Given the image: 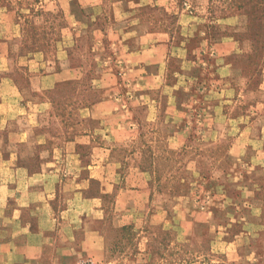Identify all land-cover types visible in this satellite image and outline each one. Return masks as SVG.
I'll use <instances>...</instances> for the list:
<instances>
[{
	"label": "crops",
	"instance_id": "1",
	"mask_svg": "<svg viewBox=\"0 0 264 264\" xmlns=\"http://www.w3.org/2000/svg\"><path fill=\"white\" fill-rule=\"evenodd\" d=\"M23 1L15 0L13 5L16 7H10L8 0H0V24L8 26L0 36L5 34L10 41L20 34V29L17 33L15 29L20 27L21 14L27 9L20 7ZM174 1H40L45 13L62 12L67 24L66 38H93L98 69H121L123 83L133 87L134 93L127 99L110 89L101 101L83 112L85 115L81 117L84 119L100 121L95 132L83 127L69 139L66 131L55 127L52 137H46L42 132L53 115L52 103L44 94L49 83L54 87L58 83L80 80V70L88 68L85 62L74 67L73 55H70L76 52L74 49L65 46L63 53L66 55L59 70L54 64L52 71L34 74L26 84L18 76L15 60L0 57V254L5 264H44L50 260L66 264L89 259L86 253L100 247L103 240L98 231L90 228V221L99 217L96 215H100L105 206L101 194L92 190V183H100L102 191L114 199L118 216L116 226L128 225L133 216L148 209L152 200L148 174L134 165L122 178L121 162L115 156V147L122 141L123 124L120 121L125 116L120 101L128 100L135 107L145 102L147 118L152 121L149 114L157 113L164 97L168 99L169 108L164 114L174 122L168 130L167 143L170 149L180 150L193 133V128L184 123L186 117H191L190 111L185 109L187 98L164 92L158 96L156 92L169 89L171 85L172 89L184 93L189 90L185 86L187 82L193 80L196 83L199 76H204L200 81V96L192 97L207 104L213 102L215 93L219 97L216 99L221 100L232 82L246 86V81L241 79L242 72L223 62L215 63L221 80L212 78L214 64L210 60L233 56L239 47L234 40L224 37L214 40L210 36L200 16L204 15L205 9L199 15L190 10V6L175 12L179 16L180 29H176V37L172 36L168 27ZM172 56L177 59L179 68L174 73L178 81L170 83V76L174 74L168 71L167 65ZM197 68L201 75H192ZM235 72L239 73L237 78ZM262 77L260 89L264 91V71ZM97 82H102L105 87L113 81L109 77H98ZM217 84L223 86L218 89ZM138 90L145 92L138 94ZM212 106L210 104L199 114L208 122L202 129L209 137H215L219 129L216 123L223 118L216 105ZM135 109L126 111L134 124H130L129 129L124 128L126 134L134 133L132 141H137L142 134L136 124ZM159 113L163 114L160 108ZM150 128L145 132L156 134L157 131L151 129V132ZM241 130L239 128L238 132ZM248 130L252 132L250 127ZM229 131L237 132L232 122ZM260 133L264 134V126ZM253 139L249 137L248 141L242 142L239 138L231 147L230 155L242 160L245 149L257 143ZM82 147L91 148L92 154L81 156L79 150ZM251 160L252 163L257 161ZM253 208L260 209L258 206ZM160 209L163 212V205ZM81 233L83 238L76 243L75 238Z\"/></svg>",
	"mask_w": 264,
	"mask_h": 264
},
{
	"label": "rangeland",
	"instance_id": "2",
	"mask_svg": "<svg viewBox=\"0 0 264 264\" xmlns=\"http://www.w3.org/2000/svg\"><path fill=\"white\" fill-rule=\"evenodd\" d=\"M8 1L10 7H16L15 0ZM40 1L22 2L20 7L27 9L21 14L20 27L15 29L16 33L20 29V34L11 41L5 34L0 36V57L15 60L18 76L26 84L32 75L52 71L54 64L59 70L66 55L65 46L74 49L76 52L70 54L74 67L85 62L88 68L80 70V80L58 83L54 87L49 83L44 94L52 103L53 119L51 116L42 132L52 137L55 127L66 131L67 139L73 138L83 127L95 132L100 121L84 119L83 112L101 101L106 91L112 89L119 97L127 99L134 93L133 87L123 83L121 69H98L93 38H66L67 24L62 12L45 13ZM174 3L168 27L172 36L176 37L175 31L180 29L175 12L190 6V10L199 15L205 9L200 16L210 36L214 40L223 37L234 40L239 47L233 56L210 60L214 64L212 78L221 80L215 63L223 62L242 72L241 79L246 81V86L232 82L221 100L216 99L219 97L215 93L213 102L207 101V104L192 97L200 96L198 91L204 76H199L196 83L187 82L185 86L189 90L184 93L172 89L171 85L169 89L156 92L158 96L164 92L187 98L185 109L190 111L191 117H186L184 123L193 128V133L180 150L170 149L167 143L168 130L174 122L164 114L169 108L168 99L164 97L157 113L149 114L152 121L147 118L145 102L135 107L128 100L120 101L125 111L120 121L122 141L115 147V156L121 162L120 173L125 177L134 165L144 170L149 177L152 200L148 209L133 216L128 225L116 226L114 199L102 191L100 183H92V190L101 194L105 206L100 215L95 214L99 217L90 221V228L98 231L103 240L100 247L86 253L89 259L66 264H264V134L260 133L264 126V91L260 89L264 71V0H175ZM7 27L5 23L0 24V32ZM178 68V61L172 56L167 69L174 74ZM198 71L194 69L192 75H201ZM238 75L235 74L236 78ZM98 77H109L113 82L104 87L102 82H97ZM176 81V74L170 76V83ZM217 86L219 89L223 84ZM140 91L145 92L138 90L137 93ZM210 104L216 105L223 114L216 123L219 129L215 137L203 132L208 122L199 116ZM129 108H136V124L142 130L137 141H132L134 133L126 134L124 130L134 124L126 113ZM159 108L163 114L159 113ZM231 122L236 133L229 131ZM148 128L156 130V134L145 132ZM249 137L257 143L245 149L242 160L234 159L230 155L233 144L239 138L242 142L248 141ZM79 154L87 157L92 150L82 147ZM251 159L257 161L252 163ZM182 196L185 198L180 201ZM256 206L260 209L253 208ZM82 238L81 233L75 242ZM0 264H5L1 254ZM44 264L61 263L50 260Z\"/></svg>",
	"mask_w": 264,
	"mask_h": 264
}]
</instances>
